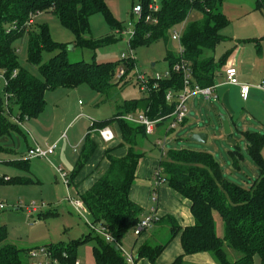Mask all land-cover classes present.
<instances>
[{"label": "trees", "instance_id": "1", "mask_svg": "<svg viewBox=\"0 0 264 264\" xmlns=\"http://www.w3.org/2000/svg\"><path fill=\"white\" fill-rule=\"evenodd\" d=\"M107 0H0V77L4 85L0 88V137L11 136L19 131L18 124L11 118L15 116L20 122L36 118L44 110L45 92L56 88H76L87 84L96 93L106 94L119 83L124 86L127 76L136 66L135 60L70 62L67 56V43L53 41L49 27L44 23H35L34 18L40 13H52L59 23L67 28L75 38V44L81 48L96 49L117 41L114 34L93 40L86 37L89 33V18L101 13L115 32L121 31L122 25L109 11ZM132 6L136 2L130 0ZM143 14L134 25V35L130 46L136 49L159 39H168L170 30L182 23L191 12L198 15L186 23L181 36L182 57L190 62L193 81L200 87L214 84L229 53L218 61L206 56L205 51L213 50L222 40L219 30L228 23L219 8L223 0H157L158 10L151 13L152 21H145L148 4L151 0H140ZM255 10L264 13V0H255ZM132 9V8H131ZM132 18V14L130 16ZM32 19V21H30ZM17 42V43H16ZM26 45V61L35 66L37 75L22 67L18 62V45ZM259 53L260 43L254 41ZM53 53L43 60V53ZM167 78L150 81L149 90L142 96L125 99L117 112L109 119L94 121L89 127L85 142L73 170L68 176L69 185L89 159L95 149L90 138V131L111 126L116 123L120 132V144L127 146L123 157L112 156L106 149L105 157L109 165L105 172L84 193L78 194L94 223H101L112 233L118 243L128 231L133 230L140 220L141 208L129 198L130 187L135 179V172L140 159L144 156L143 147L151 135L145 132L142 124L122 119L126 113L142 111L151 120L162 118L156 127H162L165 133L174 104L165 100L168 90L179 91L182 77L179 72L171 70L172 65L180 59L178 55L167 53ZM119 66L124 67V74L116 77ZM15 71V73H14ZM218 71V72H217ZM157 86L154 87V84ZM174 103V102H173ZM230 123H234L231 118ZM220 123H221V119ZM187 117L181 125H184ZM222 124V123H221ZM233 125V124H232ZM162 130V129H161ZM246 150L258 170L256 178L248 187L225 178L216 159L206 151L187 148L169 149L160 153L155 175L157 181L166 183L183 198L190 201V212L194 222L190 226L180 227L172 216H165L158 222H166L170 228V237L166 243L152 245L144 241L136 254L145 258L150 264L156 260L167 244L177 235L180 238L182 254L171 264H184L185 255L207 252L215 264H254L257 257L264 264V132L242 131ZM230 150L234 168L239 169V159L243 158L236 143ZM8 148L0 145V152ZM28 160H13V166L28 170ZM1 175V174H0ZM0 176L1 183H29L21 176ZM7 177V176H6ZM155 192V190H153ZM218 213L224 229L220 236L215 231L213 214ZM7 231L0 226V264H21L26 260L29 249L18 248L7 243ZM93 239L92 257L96 264H127L121 251L114 244L107 243L91 230L82 238L71 240L67 244L58 242L46 244L55 253H68L76 258V247ZM239 253L236 260L228 258L225 246Z\"/></svg>", "mask_w": 264, "mask_h": 264}, {"label": "rangeland", "instance_id": "2", "mask_svg": "<svg viewBox=\"0 0 264 264\" xmlns=\"http://www.w3.org/2000/svg\"><path fill=\"white\" fill-rule=\"evenodd\" d=\"M254 3L255 0H223L219 10L224 13L228 23L219 30L222 40L213 50L205 51V55L213 57L215 61L229 53L219 71L232 63L237 69L238 76L239 72L248 76L247 82H253L254 78L259 79V81L264 78V13L255 10ZM106 4L112 16L125 30L123 31L124 34L119 36L115 33V29L110 28L101 13L91 15L89 18L90 31L86 37L93 40L102 39L112 34L119 37L117 41L96 49L77 46L73 34L63 27L52 13H40L35 16L34 21L35 23H44L49 27L53 41L67 43V56L70 62L79 60L86 62L92 60L97 62L117 61L122 53L128 54L126 43L128 34L126 32L132 29L130 18L132 4L130 0H107ZM195 13H189L185 21L188 23L194 20L197 16ZM133 20H137V15L133 17ZM255 40L260 43L259 53L256 50ZM18 48L19 64L37 75L36 67L29 65L26 61L25 43L19 44ZM177 49V43L169 35L167 40L159 39L138 46L134 49L136 66L127 76L126 81L128 82L124 86L119 83L116 88H111L105 95L96 93L87 84H81L76 88L59 87L45 92L44 110L38 117L22 121L18 125L19 131L12 132L11 138L8 137L10 150L0 152L1 175L21 176L30 180L29 183L0 184V202L5 205L0 210V226L6 228L7 243L23 249L58 242L67 244L71 240L84 237L90 231L84 218L71 207L66 198L67 191L56 167H60L67 174L68 170L58 162L59 156L56 157L51 154L46 158L30 159L28 170H30L31 163L33 167L38 168L39 182L36 181V172L35 174L33 170L28 172L25 168L13 166L10 162L22 159L26 146L33 142L32 137H44L46 134L44 127L47 126L52 127V130L50 128V132L47 134H62L57 142L55 153L64 144L65 149H67V157H70L72 148L66 144L67 139L72 141V144L76 143L79 138H83L82 135L87 132L89 129L87 127H90L93 121L111 118L123 100L144 95V92L138 87L136 70L146 75H154L156 72L163 73L168 65V60L165 59L167 53L177 55ZM52 54L44 52L43 60H47ZM217 75L216 83L223 80L219 72ZM3 85V79L0 77V88ZM236 106L239 112L233 115L228 113L227 109L220 104V99L205 102L199 96L190 97L187 101V122L185 125L178 126L173 131L175 134L169 135L167 141L164 142L163 152L165 153L172 148L209 152L219 163L225 178L227 177L230 181L243 187L250 186L258 174V170L247 153L245 140L239 131L241 126L246 127V130H257V127L253 126L256 121L250 120V115L255 113L253 108L246 105L244 107L241 100L236 103ZM202 107L205 112L200 113ZM228 114H231L232 117ZM222 116H228V120L231 118L235 124L230 123V136L223 133L222 124L219 120ZM37 123L39 126L36 125ZM32 125H36V128ZM258 131L263 132L262 130ZM196 132L207 133V141L205 143L190 141L191 135ZM229 137L235 141L243 156L239 159V169L234 168L232 164L229 151L235 147L228 141ZM40 138H37L39 139L38 142L43 144L44 142ZM2 139L3 137H0V145L5 143ZM146 143V147H148L149 142L146 141ZM149 145L152 146V144ZM40 147L45 148L47 146L40 145ZM157 147L158 150L156 148L153 151L145 150L146 155L152 157L160 155V147ZM74 187L70 184L68 191L72 197H77ZM33 204L37 208V212H28V207H32ZM86 217L88 218V215ZM213 218L216 233L218 235L223 234L224 225L221 217L214 212ZM143 235L149 244H163L169 240L170 228L168 223L163 221L152 223L150 227L144 230ZM140 239L141 236L136 237L132 230L128 231L121 240L123 249L130 252L135 245L137 246ZM94 244L95 241L90 239L76 247L75 253L79 264H96L91 252ZM225 250L230 260H236L239 257V253L227 245ZM254 261L257 263V257L254 258ZM184 264L192 263L184 262Z\"/></svg>", "mask_w": 264, "mask_h": 264}, {"label": "crops", "instance_id": "3", "mask_svg": "<svg viewBox=\"0 0 264 264\" xmlns=\"http://www.w3.org/2000/svg\"><path fill=\"white\" fill-rule=\"evenodd\" d=\"M195 15L197 14L195 13ZM197 17L198 15L196 16V18ZM219 73H221V71ZM220 77L222 78V76ZM238 79L242 83H246L249 85V90L245 99L240 97L237 86L227 85L224 83L223 80H219V82L217 83L214 81V83H216L217 85L215 89L217 99H220V104L227 109L228 113H232L233 115H236L239 112L237 110L236 103L240 102V100L242 103H244V107L246 105L249 106L250 108H253V112L255 114L250 115L251 116L250 120L252 121L254 119L256 121L255 125L253 126L257 127V130H249V131L259 132L258 130H262L264 132V94L262 93L261 90L254 87V85L258 83L259 79L257 80L256 78H254L255 80L253 82H247L246 80L248 79V76L246 74H240V72ZM208 107L212 108L210 106ZM201 112L202 113L205 112L203 107L200 109V113ZM228 115L232 117L231 114ZM36 125L39 126L38 123ZM36 125H32V127L36 128ZM233 125L235 124L233 123ZM109 127L114 132V140L110 142H103L98 136V132L96 129L90 131L89 136L91 140L95 143V149L93 153L90 155L87 162L84 164L83 168L73 179L74 184L72 185L75 186L74 187L75 194L77 193L81 194L84 193L86 190H88L92 186V184L108 168L109 162L108 159L105 157L106 149H110L109 153L115 157H123L126 154L127 146L120 144V132L117 124L113 123ZM50 128L52 130V127ZM50 128L48 126L44 127V130L46 132L44 137L40 138V136H36L37 138L42 139V142H44L43 144H40L38 142L39 139L32 137V141H33L32 144H28L23 153L25 154L27 149L35 145H39V146L43 145L45 147L55 142H58L62 134L59 133L47 134V132H50ZM238 130H239V125H238ZM242 131H246V127L243 128L241 126L239 131L241 135H242L241 133ZM88 133H89V129L85 134L82 135L83 138H79L78 141L73 144L72 141L70 142L67 139L66 144L72 148V153L70 157H67V149H65L66 146L64 144L60 146V149L58 148L59 149L58 152L54 153V156L56 157L59 156L58 162L60 163V165L65 166L67 168L68 174L71 173L76 161L80 156L86 135ZM162 133H163V128L156 127L155 134L151 135V138L148 141L149 144H152L153 147L149 144L148 147H146L147 143L145 142V145L143 147L144 156L140 159L138 163L135 172V179L132 186L130 187L129 198L141 208L142 212L140 214V219L149 215L151 213V210L154 209L155 219L153 221V224L157 223L159 219H161L162 217L169 215L172 216L176 221V223L183 228L192 225L194 222V219L190 212V201L180 196L178 193H176L174 190L168 187L166 183L158 182L157 179L154 178L153 172L154 169L158 166L159 154L156 155V157H152V156H147L145 153V150L153 151L155 148L158 150V147L155 143L157 139L162 137ZM173 133L175 134V132H172L171 134H168V136L169 135L172 136ZM8 137L11 138V136ZM8 137L3 136L2 140H4L5 143L1 146L10 149L8 147V144L10 143ZM207 139H208V134H207ZM261 154L264 157V147L261 150ZM30 161L31 160H29V162ZM37 169L38 168L33 167L31 163L30 170H28V172H32V170L34 174L36 172L37 175L36 181L39 182L40 181V178H38L39 170ZM153 190H155V192H153ZM154 195H155V199H153ZM143 233L141 234L140 241L137 242V246L136 245L134 246L135 251L137 250V248L141 243L146 241L145 235H143ZM181 254H182V247L180 244L179 235H177L167 244L166 248L158 256L156 262L157 264H171L174 261V259ZM183 261L191 262L192 264H215L214 261L212 260V257L207 252H199L196 254L185 255L183 257ZM138 264H150V263L147 259L141 258ZM254 264H260L258 258H257V263L256 261H254Z\"/></svg>", "mask_w": 264, "mask_h": 264}, {"label": "built area", "instance_id": "4", "mask_svg": "<svg viewBox=\"0 0 264 264\" xmlns=\"http://www.w3.org/2000/svg\"><path fill=\"white\" fill-rule=\"evenodd\" d=\"M136 2L132 6L131 14H132V29L126 34H128L127 37V47H128V54L122 53L120 60H136L134 49L130 46V40L132 39L134 35V25L135 22L140 19V17L143 14V5L140 0H135ZM158 10V1L157 0H151V2L148 4V14L145 17V21H152L151 13H155ZM137 15V20L134 21L133 17ZM186 20V19H185ZM183 21L182 23L178 24L177 26H174L170 32L169 36L172 40H174L177 43V55L180 57L178 61H176L172 67L171 70L175 72H179L182 77V88L179 91H173L168 90L165 94V100L169 104H174V109L169 117V122L165 128V133H167L170 130H175L178 126L181 125L184 118L187 117V101L192 96H199L203 101L208 102L211 100L217 99L216 95V83H214L211 86L207 87H200L193 81L192 77V70L190 66V62L186 59H184L181 55L183 52V48L181 45V36L183 33V30L185 28V25L187 21ZM32 21V19L30 20ZM125 29L123 28L121 31L115 32L119 36L123 35V31ZM135 69V68H134ZM15 73V71H14ZM124 74V67L119 66L116 71V77H121ZM170 75V69L167 67L166 70H164L163 73L156 72L154 75H146L144 73H141L136 70V80L138 83V87L141 91L144 92V94L149 90V83L150 81H158L164 78L169 77ZM220 76H222L223 81L227 85H234L238 87L239 95L241 98L245 99L249 90V85L246 83H242L238 79V72L237 69L233 64H230L228 66H224L221 70ZM4 82V79H3ZM157 86V84H154V87ZM255 88L262 91L264 94V78L261 79L256 85H254ZM174 102V103H173ZM11 118L19 125L21 122L15 117L11 116ZM122 119L139 123L144 125L145 132L148 135L155 134L156 129V123L162 118H158L155 120H151L147 117V115L142 111H136L131 113H126L125 115L121 116ZM98 136L103 142H110L114 140V132L109 127H103L97 130ZM168 134H164L162 136V139L159 138L156 141V145L160 147V152H163L164 149V142L168 139ZM57 149V142L45 147L41 148L38 145H35L33 147H30L26 150L25 154L23 155L22 159L24 160H30L32 158H46L48 155H53ZM155 175L158 176L160 174V169L158 166L155 168ZM56 171L59 174L60 179L62 180L66 191H67V200L71 207L84 218L89 230L96 233L98 236H100L104 241L110 244H114L120 251L121 255L123 256L125 262L127 264H138L139 258L136 254V251L133 249L130 252H126L121 243H118L115 237L112 235L111 232H109L104 225L101 223H94L92 220L86 217L88 215L87 209L83 203V201L79 197H72L68 191L69 188V181H68V175L66 172H64L60 167H56ZM1 176V175H0ZM4 179H8V177H4ZM159 182V181H158ZM153 199H155V195L153 196ZM5 207L4 203L0 202V210ZM28 212H37V208L33 204L32 207H28ZM154 209L151 210V213L139 220V222L135 225L132 232L134 236L139 237L144 232L145 229L150 227V225L154 221ZM21 264H79V261L77 258L72 259L69 257L68 253L63 252L62 254L55 253L53 250H51L46 245L37 246L34 248L29 249L27 252L26 260Z\"/></svg>", "mask_w": 264, "mask_h": 264}, {"label": "water", "instance_id": "5", "mask_svg": "<svg viewBox=\"0 0 264 264\" xmlns=\"http://www.w3.org/2000/svg\"><path fill=\"white\" fill-rule=\"evenodd\" d=\"M221 123H222L223 133L226 136H230L231 125H230V121L228 120V118L226 116H222ZM206 140H207V133H204V132L193 133L190 137V141L198 142V143H205ZM228 141L231 142L232 144L235 143V141L231 137L228 138Z\"/></svg>", "mask_w": 264, "mask_h": 264}, {"label": "bare ground", "instance_id": "6", "mask_svg": "<svg viewBox=\"0 0 264 264\" xmlns=\"http://www.w3.org/2000/svg\"><path fill=\"white\" fill-rule=\"evenodd\" d=\"M6 177V176H5Z\"/></svg>", "mask_w": 264, "mask_h": 264}]
</instances>
